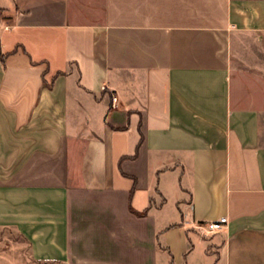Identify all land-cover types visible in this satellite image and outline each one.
<instances>
[{
  "label": "crops",
  "instance_id": "1",
  "mask_svg": "<svg viewBox=\"0 0 264 264\" xmlns=\"http://www.w3.org/2000/svg\"><path fill=\"white\" fill-rule=\"evenodd\" d=\"M263 56L264 0H0V264H264Z\"/></svg>",
  "mask_w": 264,
  "mask_h": 264
},
{
  "label": "rangeland",
  "instance_id": "2",
  "mask_svg": "<svg viewBox=\"0 0 264 264\" xmlns=\"http://www.w3.org/2000/svg\"><path fill=\"white\" fill-rule=\"evenodd\" d=\"M261 60H258V62H261ZM262 62L264 63V56ZM238 64L242 67H246V64L243 60H238ZM260 130H261V140L264 142V110L260 114ZM0 240L2 242H7V243H9L10 241H15L13 243L14 246L18 244V246L14 247L15 249L23 250V251L25 250V246H20V242L22 241H20L21 239L19 238V236L15 235L14 233H11L10 231L0 230Z\"/></svg>",
  "mask_w": 264,
  "mask_h": 264
},
{
  "label": "built area",
  "instance_id": "3",
  "mask_svg": "<svg viewBox=\"0 0 264 264\" xmlns=\"http://www.w3.org/2000/svg\"><path fill=\"white\" fill-rule=\"evenodd\" d=\"M113 100H116V97H112ZM226 223V217H220L216 220L208 221L205 223H197L195 228L198 229L203 235L214 233L223 229V226Z\"/></svg>",
  "mask_w": 264,
  "mask_h": 264
}]
</instances>
